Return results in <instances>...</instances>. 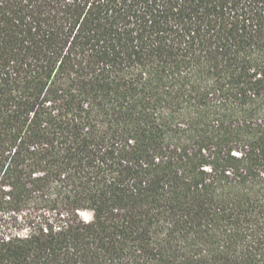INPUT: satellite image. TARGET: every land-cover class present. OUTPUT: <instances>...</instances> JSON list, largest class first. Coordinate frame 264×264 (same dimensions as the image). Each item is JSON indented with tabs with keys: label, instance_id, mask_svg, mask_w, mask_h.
<instances>
[{
	"label": "trees",
	"instance_id": "16d2710c",
	"mask_svg": "<svg viewBox=\"0 0 264 264\" xmlns=\"http://www.w3.org/2000/svg\"><path fill=\"white\" fill-rule=\"evenodd\" d=\"M0 264H264V0H0Z\"/></svg>",
	"mask_w": 264,
	"mask_h": 264
}]
</instances>
